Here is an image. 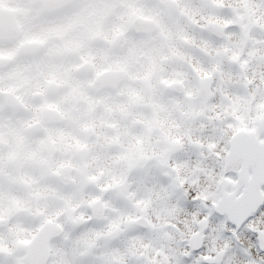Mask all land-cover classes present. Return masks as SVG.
<instances>
[{
    "label": "snow or ice",
    "instance_id": "snow-or-ice-1",
    "mask_svg": "<svg viewBox=\"0 0 264 264\" xmlns=\"http://www.w3.org/2000/svg\"><path fill=\"white\" fill-rule=\"evenodd\" d=\"M0 264H264V0H0Z\"/></svg>",
    "mask_w": 264,
    "mask_h": 264
}]
</instances>
